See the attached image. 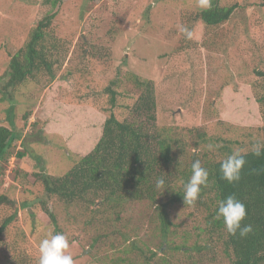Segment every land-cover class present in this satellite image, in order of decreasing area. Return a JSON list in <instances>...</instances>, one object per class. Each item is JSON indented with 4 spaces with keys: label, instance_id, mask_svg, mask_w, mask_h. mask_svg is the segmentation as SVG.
Listing matches in <instances>:
<instances>
[{
    "label": "rangeland",
    "instance_id": "rangeland-1",
    "mask_svg": "<svg viewBox=\"0 0 264 264\" xmlns=\"http://www.w3.org/2000/svg\"><path fill=\"white\" fill-rule=\"evenodd\" d=\"M215 1L235 11L206 28L191 21L201 11L198 0H0V88L11 57L51 13L46 32L57 46L48 71L0 90V123L18 135L0 176V264H38L49 229L67 237L75 264H231L221 242L206 234L207 210L170 205V192L111 211L47 197L35 177H61L92 151L109 115L110 82L118 85L114 113L130 122L137 120L130 110L139 98L134 82H151L155 123L147 132L171 144L172 192L181 176L190 178L193 161L206 168L225 159L226 149L264 143V101L263 119L254 101L264 97V0ZM16 152L24 156L16 159ZM161 206L170 223L166 238Z\"/></svg>",
    "mask_w": 264,
    "mask_h": 264
},
{
    "label": "trees",
    "instance_id": "trees-1",
    "mask_svg": "<svg viewBox=\"0 0 264 264\" xmlns=\"http://www.w3.org/2000/svg\"><path fill=\"white\" fill-rule=\"evenodd\" d=\"M234 11L235 6H219L217 1L211 0V9L201 10L191 21L202 22L206 28H214L225 24ZM53 18L54 13H51L40 20L25 45L11 57L5 74L6 80L0 88L1 93L9 89L14 91L27 80H34L40 72L48 71L53 65L49 55L57 49L53 43L56 41L52 34L46 32ZM134 85L139 92V98L130 110L137 120L130 122L117 119L114 109L117 108L118 85L116 82H110L105 89L109 97V115L102 124L101 137L92 151L80 157L79 162L65 175L53 177L45 172L35 175L44 195L55 197L67 205H97L107 207L111 211H119L126 200L134 201L147 197L149 201L156 203L157 198L167 191L171 193L170 205H188L183 198V184L189 180L186 176L180 177L182 185L178 192H172L173 185L170 189L169 168H172L173 174L176 169L171 144L159 135L153 136L147 132L150 124L154 128L155 123L152 84L143 80L134 82ZM254 101L263 119L260 105L264 97L254 96ZM141 117H144V120L139 119ZM23 118L26 120L28 117ZM31 125L35 126V123ZM17 139L18 135L10 127L0 123V176L14 154V143ZM226 150L228 155L231 154V149ZM246 153V164L241 171L240 180L232 184L222 179L220 164L223 159L208 163V186L202 188L195 204L207 210L206 234L209 238L215 236L221 242L223 252L231 259V264H264V154L257 157L251 150ZM15 155L16 159H21L24 152H16ZM163 169L168 170L162 172ZM160 177L165 178L166 186L169 187L162 193L161 189L156 187V181ZM228 195H235L245 205L247 216L242 225H251L252 231L244 237L239 235V231L235 236L230 235L226 231L223 218L217 217L218 203ZM3 199L4 197H1V201ZM211 208L213 209L210 211ZM44 213L54 221L47 209H44ZM158 219L160 234L166 238L170 223L165 206L160 207ZM151 256L155 257L156 254L152 253Z\"/></svg>",
    "mask_w": 264,
    "mask_h": 264
},
{
    "label": "clouds",
    "instance_id": "clouds-1",
    "mask_svg": "<svg viewBox=\"0 0 264 264\" xmlns=\"http://www.w3.org/2000/svg\"><path fill=\"white\" fill-rule=\"evenodd\" d=\"M198 7L202 11L211 9V0H198ZM180 31L185 38L191 40L193 32L186 26L181 25ZM215 146L208 145L212 150ZM253 155L259 157L264 154V143L255 142L251 147ZM246 152L241 149H234L231 154L227 155L220 164V172L222 179L229 184L238 182L240 174L246 164ZM209 172L202 167L199 160H195L191 164V176L189 180L183 184V198L185 204L194 205L199 199L202 188L208 186ZM156 187L161 189V193L169 188L166 186V180L160 177L156 181ZM247 216L245 205L236 198L235 195H228L218 203L217 217L223 218L226 231L235 236L239 231L241 237L246 236L252 231L251 225H242V221ZM69 242L67 237L62 233H55L49 229L39 243L38 264H75L71 254L68 253Z\"/></svg>",
    "mask_w": 264,
    "mask_h": 264
}]
</instances>
